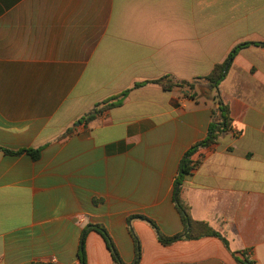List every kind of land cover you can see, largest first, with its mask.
Here are the masks:
<instances>
[{
    "label": "crops",
    "instance_id": "0c3cea01",
    "mask_svg": "<svg viewBox=\"0 0 264 264\" xmlns=\"http://www.w3.org/2000/svg\"><path fill=\"white\" fill-rule=\"evenodd\" d=\"M264 43V0H0V264H81L103 225L124 264H264V47L219 90L232 129L193 155L179 199L216 236L182 234L175 180L217 106L151 83L209 75ZM137 85H141L136 87ZM124 95V96H123ZM120 97V103L96 112ZM116 103V101L112 102ZM132 230V231H131ZM87 264H114L90 231Z\"/></svg>",
    "mask_w": 264,
    "mask_h": 264
},
{
    "label": "trees",
    "instance_id": "16d2710c",
    "mask_svg": "<svg viewBox=\"0 0 264 264\" xmlns=\"http://www.w3.org/2000/svg\"><path fill=\"white\" fill-rule=\"evenodd\" d=\"M249 45H259V46L264 47V43H259V44L244 43V44L238 45L232 50V52L229 54L225 62L222 64H217L209 75L205 77L197 78L191 82L176 81L169 76H166L164 78H161L160 80L151 82V83L163 85L165 88L169 90L173 88H180L182 90L189 91V94L187 96L190 99L196 101L197 103H199L200 100L203 99L206 101H210L217 106V108L213 110L212 122L209 127L207 137L203 141L194 144L191 147V149L186 152V154L184 155L181 161L179 173L175 180L174 202L176 204L177 210L182 215V217L185 219V222L187 224L185 231L178 236L165 237L163 234L159 232V229L156 223L144 216H132L128 219L129 226L131 225L132 221L135 219H141V220L147 221L156 230L159 242L162 245H165V246L170 245L179 240L199 239L204 236H216V237L222 238L218 233L213 231L207 223L197 222L191 218L190 208L183 205V203L180 201L179 192L181 190V186H182V182L184 178L192 174L194 167L196 165V163H193L192 161L193 155L196 154L200 149H205L215 144L224 133H227L232 129V119L230 117V111L228 107L224 105L222 101L219 87L221 83L225 80L227 76V72L229 68L231 67L233 61L236 59L240 50H242L245 47H248ZM139 86L141 85H137L136 87H139ZM213 93H216V94L214 95ZM120 100L121 98L117 97L109 102H106L105 103L106 106L103 109L95 110L93 113L89 114L85 118V120L89 122L90 120L96 117L95 116L96 112L101 113L103 110L119 104ZM114 101H116V103H112ZM0 150L8 155L19 156L22 154H28L33 158V160H38L41 157L40 150L24 149V150H20L17 152H13V151L6 150L3 148H0ZM90 231H95L103 237V239L106 242L107 248L109 249L112 255L114 264H124L121 261L119 253L115 247V244L109 232L103 225H100V224L88 225L87 228H85L81 234L80 252H79L81 264H87L85 247H86L87 235ZM135 240L137 243V250H136V259L133 264H139L141 261V250H140V246L138 243V239L135 238ZM224 242L228 246L226 240H224ZM241 254L243 256V259L239 260L240 264H255V262L252 261L247 256L246 251L242 252Z\"/></svg>",
    "mask_w": 264,
    "mask_h": 264
},
{
    "label": "rangeland",
    "instance_id": "374dc122",
    "mask_svg": "<svg viewBox=\"0 0 264 264\" xmlns=\"http://www.w3.org/2000/svg\"><path fill=\"white\" fill-rule=\"evenodd\" d=\"M214 95L216 94V93H213Z\"/></svg>",
    "mask_w": 264,
    "mask_h": 264
}]
</instances>
